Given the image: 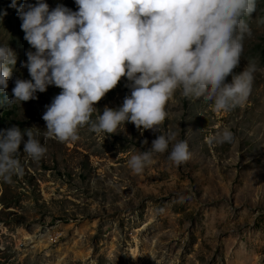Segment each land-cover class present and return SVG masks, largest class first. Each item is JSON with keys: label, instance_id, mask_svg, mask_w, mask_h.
Wrapping results in <instances>:
<instances>
[{"label": "rangeland", "instance_id": "obj_1", "mask_svg": "<svg viewBox=\"0 0 264 264\" xmlns=\"http://www.w3.org/2000/svg\"><path fill=\"white\" fill-rule=\"evenodd\" d=\"M45 2L78 10L75 0ZM21 23L0 0V45L16 54L8 89L0 91V129L31 128L47 153L34 162L22 143L23 176L12 184L0 179V264H264V0H257L252 35L234 69L238 75L249 62L257 66L245 104L218 112L178 90L159 131L125 122L108 135L85 126L75 142L47 136L42 116L58 87L9 103L15 80L31 79L22 65L34 49ZM128 83L122 78L95 105L93 119L106 106H122ZM225 129L231 143H208ZM169 132L187 141L191 158L177 166L168 152L153 153L134 173L131 157Z\"/></svg>", "mask_w": 264, "mask_h": 264}, {"label": "clouds", "instance_id": "obj_2", "mask_svg": "<svg viewBox=\"0 0 264 264\" xmlns=\"http://www.w3.org/2000/svg\"><path fill=\"white\" fill-rule=\"evenodd\" d=\"M75 4L76 11L63 4L50 9L45 0H24L19 6L12 0L10 5L17 8L24 39L34 51L26 52L22 65L31 79L15 80L9 103L36 99V93L46 92L50 85L60 88L42 116L47 136L75 142L85 126L110 135L125 122L141 131H159L168 115L166 106L178 90L186 99L211 101L218 112L248 100L257 66L249 62L238 75L234 69L241 62L245 39L252 35L249 20L257 0H75ZM15 63L14 51L0 45V91H7ZM122 78L129 82L130 95L119 108L106 106L93 119L95 105ZM37 135L16 125L0 129V179L5 183L24 174L18 159L22 143L32 161L46 156ZM232 140L233 133L225 129L208 143ZM166 152L177 166L191 158L187 141H176V133L169 132L154 139L148 151L132 156L129 166L141 174L153 153Z\"/></svg>", "mask_w": 264, "mask_h": 264}, {"label": "trees", "instance_id": "obj_3", "mask_svg": "<svg viewBox=\"0 0 264 264\" xmlns=\"http://www.w3.org/2000/svg\"><path fill=\"white\" fill-rule=\"evenodd\" d=\"M2 3L5 5V6H8L11 10H12V18H15V19H20L17 15V8H13V7H10L11 3H12V0H1ZM20 3L17 2V6H19ZM54 86V85H53ZM55 88H57L56 86H54ZM61 89L59 88L58 89V93H60Z\"/></svg>", "mask_w": 264, "mask_h": 264}]
</instances>
